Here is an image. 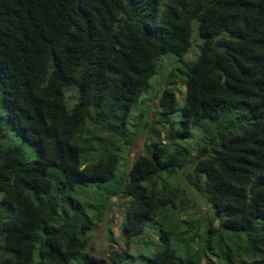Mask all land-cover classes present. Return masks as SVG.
I'll use <instances>...</instances> for the list:
<instances>
[{"label":"trees","instance_id":"16d2710c","mask_svg":"<svg viewBox=\"0 0 264 264\" xmlns=\"http://www.w3.org/2000/svg\"><path fill=\"white\" fill-rule=\"evenodd\" d=\"M162 55L178 64L181 117L166 84L146 121L131 112ZM130 119L149 140L115 174ZM186 165L210 207L200 223L179 216ZM112 198L126 247L158 226L133 264H264V0H0V264H127L86 250Z\"/></svg>","mask_w":264,"mask_h":264},{"label":"rangeland","instance_id":"374dc122","mask_svg":"<svg viewBox=\"0 0 264 264\" xmlns=\"http://www.w3.org/2000/svg\"><path fill=\"white\" fill-rule=\"evenodd\" d=\"M196 23L194 22L192 33H191V45L188 52L184 55V59H191L199 50V42L200 38L196 34L195 30ZM178 66L177 63L173 60V56L165 55L160 56L157 61V72L149 79L150 88L146 93L141 95V100L137 104V109L132 111L131 114H137L138 110L142 109L146 114V121H149L151 118H155V97L160 92V89L168 84L170 86H176L174 89L175 99H176V111L174 116L176 118L181 117V104H182V95L184 92V87L180 83L178 76L174 73H177L175 68ZM174 68V73L172 76H168V72L172 71ZM170 79L169 83H165L167 79ZM64 92V102L67 106H71V104L75 101L76 88L75 86H68L63 88ZM144 118V119H145ZM130 125L128 127L130 130H133L134 136L131 139L130 144L122 146L121 150V160L118 169L115 174H119V171H124L127 163H129L138 152H142L144 150L145 142H148L146 128L137 129L132 125L134 123V119H130ZM155 126H159V124L155 123ZM197 131L194 129V133ZM197 134V133H196ZM7 142L10 144L19 145L21 148V155L24 159L28 160L33 158L36 155L35 148L27 144L20 132L14 128H8L6 132ZM103 135V134H102ZM92 153V152H90ZM96 156L93 155L88 158L86 161H92ZM190 169V165H186L181 171H179L176 175L177 181L181 184L187 192L188 195V203L187 207L184 209L183 213H180V218L185 219L189 222L195 223L196 220L200 218H204L206 214L210 211V207L205 201V198L200 195L193 186L189 183L188 171ZM124 210L120 205L117 198H112V204L107 208L105 213L104 221L100 224H96L93 229L89 232L90 239L86 246V250L88 253H91L97 257L107 258L108 252L110 249L117 250L118 253H121L123 261L127 264H133V259L136 260V257H139L140 253L143 255H149L154 247V240L157 239L158 226H156V230L152 227V223L148 222L141 234L136 237L130 238L128 247H126L124 240H127L124 237H121L119 234V223L124 218ZM174 216V213H173ZM182 227L187 228V224L179 223ZM107 226L111 229V239L107 238L106 228ZM192 232V230L190 231ZM34 257H36V253L34 252ZM77 260L74 258V261ZM77 264V263H74ZM222 264V263H220Z\"/></svg>","mask_w":264,"mask_h":264}]
</instances>
